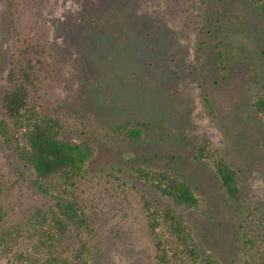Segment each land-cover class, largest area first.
I'll return each mask as SVG.
<instances>
[{
	"label": "rangeland",
	"instance_id": "obj_1",
	"mask_svg": "<svg viewBox=\"0 0 264 264\" xmlns=\"http://www.w3.org/2000/svg\"><path fill=\"white\" fill-rule=\"evenodd\" d=\"M193 1L198 12L202 0ZM167 3L36 0L17 17L0 0V106L10 86L17 42L25 37L46 39L59 56L55 60L58 83L48 86L55 111L77 112L87 122L105 126L150 120L168 126L159 140L133 145L97 136L74 139L92 142L96 148L94 158L85 165L90 173L121 171L123 180L133 186L110 196L103 193L102 180L95 184L105 225L119 238L111 240L105 255H95L93 263L153 264L140 207L145 188L132 181L134 169L141 166L179 174L192 184L201 199L200 208H178L191 231L223 264H247L254 251L243 244L242 236L252 222L224 195L212 165L194 159V147L184 136L190 140L196 134L205 136L223 150L239 176L243 203L264 207V133L252 108L253 99L264 94L262 22L252 0H207L204 8L215 14L210 24L223 29L228 59L221 72L211 62L213 39L206 45V61L198 62L194 51L197 31L189 38L175 32L186 5L176 7L179 16L168 12L161 26L153 23L159 18L155 11L161 14L156 7ZM137 15L134 26L124 23ZM180 60L184 61L178 75L183 77L186 72L181 83L173 73ZM189 66L195 68L192 74ZM205 97L214 105L213 115ZM4 157L0 152V165L6 163ZM19 263L0 248V264Z\"/></svg>",
	"mask_w": 264,
	"mask_h": 264
},
{
	"label": "trees",
	"instance_id": "obj_2",
	"mask_svg": "<svg viewBox=\"0 0 264 264\" xmlns=\"http://www.w3.org/2000/svg\"><path fill=\"white\" fill-rule=\"evenodd\" d=\"M5 1L12 15L20 17L36 0ZM169 2L156 7L161 14L155 11L159 18L153 23L161 26L166 15L179 16L176 7L186 5L181 15L184 17L179 16L177 21L179 31L175 32L189 38L197 31L194 51L198 62L205 55L209 38L213 39L211 62L217 71H225L228 57L221 38L223 29L217 23L210 24L215 14L204 8L207 0H202L198 12L193 0ZM252 2L262 22L264 56V0ZM138 20L139 15L130 16L124 23L134 26ZM53 46L46 39L26 37L15 46L10 86L0 106V152L6 159L0 165V248L17 257L19 264H95V255H105L111 240L119 238L105 225V212L94 194L95 184L102 180L103 193L110 196L133 186L123 180L121 171L90 173L85 165L94 158L96 148L92 142L74 139L97 136L133 145L159 140L168 126L159 120L105 126L87 122L77 112L55 111L48 92V86L58 83L55 60L59 56ZM183 61L173 68L179 83L186 77L185 71L183 77L178 75ZM189 67L192 74L195 68ZM204 100L213 115L214 105L207 97ZM252 108L264 133V94L253 99ZM185 140L194 147L195 160L212 165L224 195L252 222V228L242 236L243 244L254 251L247 264H264V207L243 203L239 176L223 150L198 134L191 140L184 136ZM133 178L145 188L140 194V207L153 264H223L178 211L200 208L201 199L192 184L179 174L141 166L134 169Z\"/></svg>",
	"mask_w": 264,
	"mask_h": 264
}]
</instances>
